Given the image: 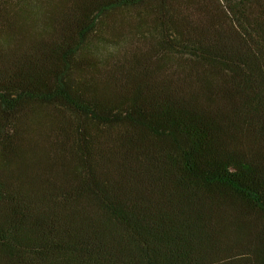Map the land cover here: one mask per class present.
<instances>
[{
    "label": "trees",
    "instance_id": "obj_1",
    "mask_svg": "<svg viewBox=\"0 0 264 264\" xmlns=\"http://www.w3.org/2000/svg\"><path fill=\"white\" fill-rule=\"evenodd\" d=\"M0 264H264V0H0Z\"/></svg>",
    "mask_w": 264,
    "mask_h": 264
}]
</instances>
